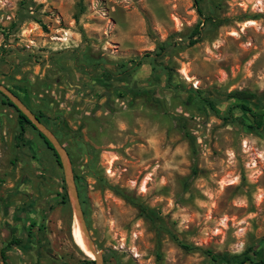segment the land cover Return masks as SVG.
<instances>
[{
    "label": "rangeland",
    "instance_id": "rangeland-1",
    "mask_svg": "<svg viewBox=\"0 0 264 264\" xmlns=\"http://www.w3.org/2000/svg\"><path fill=\"white\" fill-rule=\"evenodd\" d=\"M201 7L220 25L187 46L193 0H0V83L65 147L103 264H227L208 250L264 259V125L226 98L246 89L264 112V0ZM159 45L170 47L155 56ZM64 192L53 151L0 94L7 264H94Z\"/></svg>",
    "mask_w": 264,
    "mask_h": 264
},
{
    "label": "trees",
    "instance_id": "trees-1",
    "mask_svg": "<svg viewBox=\"0 0 264 264\" xmlns=\"http://www.w3.org/2000/svg\"><path fill=\"white\" fill-rule=\"evenodd\" d=\"M193 2H194V6L196 8V11L200 17V20L195 24L192 31L188 35L187 41H186L187 46H192V45H194L197 42L202 40V33L204 31V27H206L208 25H213V26L220 25L219 19H215L214 17H212V15H206L205 14V11H203V9L201 7V0H193ZM169 47H170V45H168V46L159 45L158 50L154 51V55L155 56H162L164 54V52L169 49ZM131 90H132V93L134 96H140V95L146 94L145 89H142V88H137V89L132 88ZM0 94H2V93H0ZM2 96L5 100V102L8 103L9 105L13 106L16 109V111L18 112V120L20 123L21 130L24 129L25 123L30 124L32 126L31 122L26 118V116L24 114H22L14 105H12V103H10V101L3 94H2ZM226 98L232 100V103L230 104V108L237 107V108H241L243 110H246L250 114V116L253 118L255 127L256 128H262L263 127V125H264V112L253 110L252 107L249 106V104H248L249 101H256L257 100L255 93L248 91L246 89H234L232 91H229L226 94ZM205 102L208 104V106L212 110L215 111V113H218V109L214 106L213 100L210 99L209 96L205 97ZM32 111L42 121V117H43L42 113L41 112H35V110H32ZM225 118L226 117H223V119H225ZM35 130H37V129H35ZM37 132H38L39 136L47 144V146L53 151V154H54L56 161L58 163V157L56 155L55 150L51 147L50 142L47 141L39 133L38 130H37ZM74 177H75V181H77V178H78L77 175H74ZM63 188H65L64 185H63ZM62 200H63L62 202H68L66 192L63 193ZM4 201H6V200L4 199ZM132 204L137 208L140 215L144 216L145 218H147L151 221L153 220L152 215L149 213L147 207L144 204L139 203V202H135V201H132ZM5 206H7V205L5 204ZM20 242H21V239L14 238L11 236L7 240L6 244L7 245H18V244H20ZM180 246H182L183 248L189 247L187 244H184V243H181ZM207 253L213 261L220 259V260L226 261L227 264H244V263L264 264V259L255 260L247 253V251H244L243 253H240V254H230V253L220 254V253H213L212 251L208 250ZM0 257L2 260V264H7L4 249H1Z\"/></svg>",
    "mask_w": 264,
    "mask_h": 264
},
{
    "label": "water",
    "instance_id": "water-1",
    "mask_svg": "<svg viewBox=\"0 0 264 264\" xmlns=\"http://www.w3.org/2000/svg\"><path fill=\"white\" fill-rule=\"evenodd\" d=\"M0 93H2L10 101V103H12V105H14L22 114L26 116V118L31 122L32 126L37 129L47 141L50 142L51 147L55 150L58 157V163L63 170L64 181L73 215L75 216V219H77L81 230L87 238L89 250L94 254V259H92V261L94 264H103L102 253L95 248L88 233L79 201L74 173L65 147L60 143L52 131L39 119V117L36 116L33 111L27 107L11 89L0 83Z\"/></svg>",
    "mask_w": 264,
    "mask_h": 264
},
{
    "label": "bare ground",
    "instance_id": "bare-ground-1",
    "mask_svg": "<svg viewBox=\"0 0 264 264\" xmlns=\"http://www.w3.org/2000/svg\"><path fill=\"white\" fill-rule=\"evenodd\" d=\"M76 225L73 230V236L75 238L76 243L78 246L91 258H94V254L89 250L87 245V238L84 235L83 231L81 230L78 221L76 219Z\"/></svg>",
    "mask_w": 264,
    "mask_h": 264
}]
</instances>
